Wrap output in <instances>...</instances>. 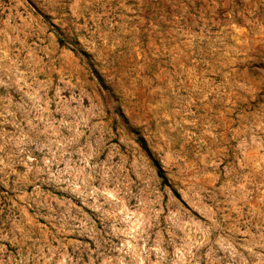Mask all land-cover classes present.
<instances>
[{"label": "rangeland", "instance_id": "rangeland-1", "mask_svg": "<svg viewBox=\"0 0 264 264\" xmlns=\"http://www.w3.org/2000/svg\"><path fill=\"white\" fill-rule=\"evenodd\" d=\"M0 264H264V0H0Z\"/></svg>", "mask_w": 264, "mask_h": 264}, {"label": "trees", "instance_id": "trees-1", "mask_svg": "<svg viewBox=\"0 0 264 264\" xmlns=\"http://www.w3.org/2000/svg\"><path fill=\"white\" fill-rule=\"evenodd\" d=\"M59 43L61 45H64V40H62V38H59ZM138 144L141 146L142 149H147L146 147V142L144 140H141L140 138L137 140ZM156 167H157V172H158V176L163 179V181H167L166 177H165V171L163 170V168L160 166L159 162H156Z\"/></svg>", "mask_w": 264, "mask_h": 264}]
</instances>
